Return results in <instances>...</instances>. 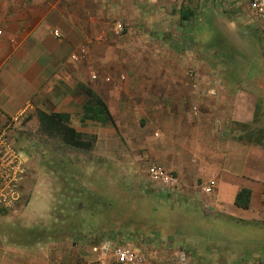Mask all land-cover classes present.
<instances>
[{"label": "crops", "instance_id": "obj_1", "mask_svg": "<svg viewBox=\"0 0 264 264\" xmlns=\"http://www.w3.org/2000/svg\"><path fill=\"white\" fill-rule=\"evenodd\" d=\"M158 2L0 0V133L9 130L15 134V147L24 155L22 148H26L28 140L18 136L20 129H44L45 115L82 118L84 108L97 93L95 69L114 76V87H109L102 98L107 105L112 96L120 98L119 84L154 83L158 79V84L171 91L155 101L174 103L166 113L171 128L163 129L161 140L169 138L171 143L160 150L161 156L168 155L170 160L164 158L158 164L178 178V187L171 189L175 202L194 216L186 232L177 229L178 237L191 240L194 250L201 248L202 240H213L220 246L218 253L210 255L212 260L200 261L202 264H217V259L222 260L221 251L233 260L231 255L243 254L233 252L239 240H264V146L245 141L232 128L233 122L252 123L254 106L236 108L229 114L219 103L210 110L204 108L202 113L199 109H185L190 102L197 106L201 99L199 95L179 94V88L191 85L205 91L214 83L184 76L186 67L200 66L197 59L179 61L172 57L174 51L171 58H166L165 49L156 45H167L163 32L152 33L153 28H149L153 10L156 16H164ZM115 19H122L128 26L122 34L117 23L114 25ZM55 30L61 37L54 35ZM170 37V43L187 50L194 41L191 31L182 34L173 30ZM83 47L87 54L74 60L73 55ZM147 67L168 68L175 74L150 80L137 71ZM121 73L128 77L127 83L119 82ZM242 100L244 97L238 96V101ZM119 103L123 113L134 109V103ZM193 115H200L199 122L182 125L185 118L194 119ZM74 129L87 131L76 125ZM32 165L31 157L27 170ZM50 177L49 173H27L20 200L11 207L0 204V264H91L92 242L88 240L92 239L82 231L67 233L62 224L52 222L54 195L47 185L45 189L44 184H34L35 180L48 183ZM207 183L214 186L210 194L203 191ZM243 190L249 195L246 206L237 201Z\"/></svg>", "mask_w": 264, "mask_h": 264}, {"label": "rangeland", "instance_id": "obj_2", "mask_svg": "<svg viewBox=\"0 0 264 264\" xmlns=\"http://www.w3.org/2000/svg\"><path fill=\"white\" fill-rule=\"evenodd\" d=\"M156 4H160L158 10L164 16H156L153 10L154 18L149 28H153L152 33L163 32L162 39L172 48L157 42L156 45L162 51L165 49L166 58H171L174 51L172 57L179 61L189 57L197 59L195 62L200 66L186 67L184 76L194 77L192 81L199 78L204 83H214L205 91L191 85L179 88V94L199 95L201 99L197 106L190 102L185 109L193 112L197 107L202 113L204 108L210 110L219 103L229 114L236 108L245 110L254 106L253 122H233L232 128L245 141L264 146V22L241 0H162ZM187 9L193 13V22L181 19V13ZM116 23L123 24V20L115 19L114 25ZM127 27L123 25L120 34ZM173 30L194 34L188 50L170 43ZM84 71L89 70L85 68ZM137 71L150 80L175 74L168 68L147 67ZM94 73L97 93L92 101L97 103L100 98L108 111L101 110L109 115L102 114L98 110L100 107L88 110L86 107L92 104L90 99L82 118L69 116L67 124L62 120V124L71 128L76 125L87 130L74 140L80 142L81 147L66 141L54 126L35 130L23 128L18 134L28 140L26 148H22L24 155L19 150L26 167L31 157L33 160L26 175L51 174L48 183L35 180L34 184H44L54 195L52 222L62 224L67 233L74 230L86 233L92 244L111 240L117 245L135 246L145 255V264H168L179 250L189 253L192 264H202L200 261L205 260L209 263L210 255L218 253L220 246L213 240H202L201 248L194 250L191 240L178 237L177 229L185 231L192 222L189 219L194 216L175 202L171 189L163 190L148 176L149 166L160 164L164 158L170 160L168 155L161 156L160 150L171 143L169 138L162 143L161 140L163 129L171 128L170 116L166 113L172 110L170 106L174 103L162 104L155 100L171 89L158 84V79L154 83L119 84L120 98L112 96L107 105L102 98L109 87H114V76L101 69H95ZM118 77L120 83L128 82L126 75L121 73ZM212 87H216V95L209 93ZM238 96H243L244 100L239 102ZM143 99L149 102L142 104ZM120 100L134 103V109L123 113ZM193 118H185L182 125L189 123L191 126L201 119L200 115H193ZM165 123H168L166 127ZM2 133L4 131L0 135ZM233 248L236 249L233 252L243 254L234 256L229 251L232 260L224 257L221 251L222 260L217 259V264H248L264 259V240H239Z\"/></svg>", "mask_w": 264, "mask_h": 264}, {"label": "built area", "instance_id": "obj_3", "mask_svg": "<svg viewBox=\"0 0 264 264\" xmlns=\"http://www.w3.org/2000/svg\"><path fill=\"white\" fill-rule=\"evenodd\" d=\"M171 1L176 2L178 0ZM241 1L264 22V0ZM117 29L122 31L123 24L118 23ZM54 35L58 38L61 37L58 30L54 31ZM86 52V48H81L78 55H73V59L78 60L80 56H85ZM93 78L96 79L97 75L94 74ZM209 93L216 95V87L210 88ZM194 110L197 112V107ZM156 135H159V133H156ZM15 144L16 140L9 132L0 135V204L5 207H11L20 200L21 186L27 172L26 164L20 157ZM148 176L151 182L160 185L163 190L178 187L179 184L178 178L159 164L149 166ZM203 191L209 194L212 193L214 191L213 184H205ZM90 252L93 256L91 264H145L146 261L145 255L137 247L127 244L117 245L111 240H101L97 244H92ZM168 264H191L190 256L185 251L179 250ZM249 264H264V259Z\"/></svg>", "mask_w": 264, "mask_h": 264}, {"label": "trees", "instance_id": "obj_4", "mask_svg": "<svg viewBox=\"0 0 264 264\" xmlns=\"http://www.w3.org/2000/svg\"><path fill=\"white\" fill-rule=\"evenodd\" d=\"M193 13L187 9L185 11H183L181 13V19L182 21H187V22H193ZM92 99H94V95L91 97V101ZM93 107H100V109H98L100 112L102 111L101 108H106V106L103 104V102L100 100V98H98L97 103H95L94 101H92V104L90 103L86 108L88 110L94 111L92 110ZM108 111V110H107ZM107 111H102V114H106L109 115V113ZM69 119V116H61L59 114H52V115H45L43 117V124L45 127H53L57 129V131L59 133H61L66 141L68 140L69 142H73V144L80 146L81 144L78 141H74L76 140L75 138H79L81 137V133L77 132L74 128H71L65 124H62V120H67ZM249 195L247 194V191L243 190L239 195H238V203L240 205L246 206L248 205V200H249Z\"/></svg>", "mask_w": 264, "mask_h": 264}]
</instances>
